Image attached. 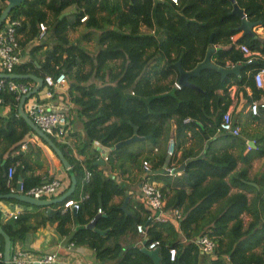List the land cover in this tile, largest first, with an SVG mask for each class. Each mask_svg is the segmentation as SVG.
Segmentation results:
<instances>
[{
    "label": "trees",
    "instance_id": "trees-1",
    "mask_svg": "<svg viewBox=\"0 0 264 264\" xmlns=\"http://www.w3.org/2000/svg\"><path fill=\"white\" fill-rule=\"evenodd\" d=\"M234 3L247 21L264 30V0ZM231 9L229 0H24L9 11L6 19H19L15 28L19 55L34 41L29 60H22L13 72L41 79L64 74L65 96L83 131L75 144L80 160L68 144L49 136L72 167L76 185L68 199L77 201L78 209L70 214L62 210L63 202L57 203L48 220L55 222L57 233L68 236L71 244L92 249L98 262L154 264L141 251V242L147 248L158 241L159 264H264V175L250 178L246 173L247 163L264 155V129L250 134L233 122L239 127L238 136L217 132L221 114L231 102L230 86L242 94L249 89L247 105L261 102L264 91L252 79L254 73L264 71V36L242 34L232 40L240 18ZM39 23L45 26L42 36ZM76 28L80 34L71 40L68 34ZM92 40L95 49L91 52L82 43ZM239 44L258 56L247 62ZM209 48H213L212 65H240L238 74L221 79L216 69L204 68L188 78L196 88L176 87L175 63L179 61L184 71H190ZM16 81L32 84L31 80ZM0 104L9 106L8 113L0 116V195H5L9 187L15 188L18 176L24 191L52 177L33 173L30 154L38 165L37 146L28 143L29 154L20 150L22 139L33 132L18 116L14 94L0 90ZM133 128L140 140L114 148L133 135ZM188 139L196 151L184 148ZM169 140L173 151L166 166L183 164L179 176L153 173L164 165ZM94 143L107 149L104 167L95 163ZM142 161L149 166L148 179L161 183L163 208L179 210L176 228L150 219L143 200L132 194L124 210L120 208L129 187L105 172L139 171ZM238 161L245 166L236 169ZM8 166L14 170L7 184ZM114 196L120 197L119 202L112 201ZM0 201L17 202L12 198ZM29 216L26 210L15 218H3L0 213V227L10 239V256L12 245L35 229L28 223ZM92 220L103 234L84 227ZM71 222L76 228L69 227ZM137 224L143 228L141 233ZM200 236L214 242V259L199 252L194 240ZM170 248L175 250L173 260L168 258Z\"/></svg>",
    "mask_w": 264,
    "mask_h": 264
},
{
    "label": "crops",
    "instance_id": "crops-1",
    "mask_svg": "<svg viewBox=\"0 0 264 264\" xmlns=\"http://www.w3.org/2000/svg\"><path fill=\"white\" fill-rule=\"evenodd\" d=\"M4 5L5 3L0 0V7ZM71 11H72V8L70 10L69 9L66 10L63 15H67ZM80 31H81L80 28H76L73 31H70L68 35L69 38L71 40H75L79 36ZM251 31L255 35L264 36V30H262V28L257 24L255 26H252ZM72 33H74V36L71 35ZM242 34H243L242 31L237 30L232 40L238 39ZM33 43L34 41H31L29 44H27L22 49V55H20V61L27 60V59L29 60V50L32 47ZM82 45H84L85 48L89 50L88 49L89 47L86 45V43H82ZM254 53H255L254 56H258L257 52H254ZM26 84H28L32 88L35 83L32 82V84L31 83L30 84L26 83ZM47 91H48L47 88L45 86H42L36 92V94H34L31 98L36 100L37 102L44 103V104L51 105V106H56V107H61V106L65 107L64 103L68 104V126H67L68 134L66 137V144H68V146L70 147L71 154L76 159L80 160L81 156L76 154L75 144H77L79 140L82 138L83 131L81 128V124L79 120L77 119L75 112L73 111L72 103L65 96L67 93V83L60 90H53L50 96L47 94ZM227 92H228L231 102L227 106L226 111L230 113L232 121L234 123H238V126L240 127V129L243 128L244 130L248 131L250 134L255 133L253 131L260 132L262 129H264V109H259L256 115L250 114V112L247 109L246 96H250L249 89L245 88L244 90L245 94H242L241 91L237 93V89L235 86H230ZM261 100L264 101V91H263V94L261 95ZM8 111H9V106H4L0 104V116H5L8 113ZM173 130H174V125L170 124V132L173 133ZM54 139L58 141L56 138ZM22 142H23L24 147H20V150L26 151L28 154L31 152V149H32V148H26L28 143L31 145H35L39 148L38 160L40 162L38 165L35 164L33 155L30 154L31 160L29 162L34 167L33 173L37 175H41L42 177L50 176V177H56L60 179L61 181L60 191L63 192L64 190H66V188L69 185L68 174L66 170L62 168L60 161L58 160L56 155L46 146V144L42 140L38 139L34 134L25 136L22 139ZM204 142H202L203 147L205 144ZM246 143L249 145V147L254 146L252 140L250 139H247ZM167 145H168V142L165 145L166 151H167ZM162 146L163 144L160 145V148ZM189 147H191L192 151H196L197 146L190 139H188L187 143L184 144V148L186 150H188ZM93 149L97 151V154H98L97 160L102 161V163H97V164L100 167H104L102 166L103 157L105 156L107 149L104 147H101L97 143L93 144ZM179 153L180 152H177V155H176L177 158L179 156ZM166 156H168L167 152H166ZM168 160H169V156H168ZM241 161L237 162L236 169L245 166V164ZM167 162L164 160L165 169L168 168V166H166ZM185 162L186 160L183 163ZM173 164H175V161L171 162L170 166ZM247 164L248 165L246 166L247 167L246 173L248 177L252 178L256 175H264V155L260 157L252 158ZM178 166L180 165H176V167ZM181 166L183 169V164ZM182 169L179 172H176L175 174H169V175L179 176ZM144 172H145V169L143 167H140L139 171L132 169L130 170L129 173L126 172V173L119 174L117 171L114 170V171H106L105 174L115 178L117 181H120L124 186L129 187V190L126 193L127 199H128V195L132 194V197L134 199L143 200V197L139 191V183L144 176ZM18 177L20 178V176ZM18 177H17V180H18ZM153 183L156 184L157 187L161 185L160 182L153 181ZM119 200H120L119 196H114L112 198V201L114 203L119 202ZM0 204L3 207L4 206L7 207L8 209H18V210L22 209L24 206H27L28 208L26 212L30 215L28 218V223H30L31 226L35 227L34 230L26 232L19 241H16L12 245V250H13L12 255L15 254L16 252H22L25 254L27 258L35 261L39 259L40 256L43 254H54L55 258L52 264H108L104 262L103 263L98 262L95 259V254L92 249L86 246L73 245L68 241V236H61L57 233V231L55 230V222H51L50 220H48L51 214L56 209L55 204H52L50 206H34V205H30L28 203L21 202L18 200L17 202H14V201L1 202L0 201ZM48 208L49 210H47ZM69 213L70 214L73 213L72 210H70ZM42 218L44 219V221H41ZM244 220H246V218ZM165 222H169L170 224L175 226V228L177 226V223L171 220L164 221V223ZM76 226L77 225L73 224V222H71L69 225L71 229L76 228ZM138 233H141V232H138ZM125 242L127 241L125 240ZM135 243L136 241L134 242V244ZM206 255L209 256V259L211 260L214 259V256L212 254H206Z\"/></svg>",
    "mask_w": 264,
    "mask_h": 264
},
{
    "label": "built area",
    "instance_id": "built-area-1",
    "mask_svg": "<svg viewBox=\"0 0 264 264\" xmlns=\"http://www.w3.org/2000/svg\"><path fill=\"white\" fill-rule=\"evenodd\" d=\"M175 3V0H171ZM84 17L80 19L83 21ZM19 24V19H5L4 23L0 26V72L9 74L14 73V67L19 64L20 55L19 49L16 42L15 28ZM39 36H42L45 26L43 23L38 24ZM238 50L242 53L243 57L247 62H250L255 53L251 52L245 45L239 44L237 46ZM254 85L257 88H264V71H258L252 76ZM43 80L44 86L47 88V94L50 96L53 90H60L66 85L65 76L62 73L57 74L54 77L45 76ZM175 86H177L175 84ZM31 87L26 84L12 79H2L0 78V90H6L14 94L15 99L19 100L20 96L26 93ZM65 107H56L47 105L44 103L37 102L31 97L25 100L23 104V110L27 116L33 121V123L42 130L46 135L56 138L61 143H66V137L68 134V105L64 104ZM247 109L252 115H256L259 109H264V101H251L247 105ZM217 132L230 134L232 136L239 135V127L235 125L232 121L231 115L228 111L221 114ZM21 147H24L22 144ZM173 151L172 140L168 141L167 145V155L170 156ZM105 156L103 160H105ZM142 167L145 169L144 176L139 183V191L143 197V205L149 211V218L154 221H173L176 222L180 218V212L178 209L165 210L163 208L164 201L161 197V193L156 184L149 181L146 176L149 173V166L146 161H142ZM175 168V167H174ZM173 167H168L167 171L170 172ZM13 167L8 166L5 172L7 184L10 182L13 174ZM89 174L85 172V177ZM61 181L56 177H52L50 180L43 181L39 185L32 186L27 190H23L21 184L19 186V193L23 195L30 196L35 199H51L58 196L62 191ZM17 192L15 188L9 187V193ZM0 204V213L3 218H15L20 210H27V206L22 209H6ZM69 209L76 211L78 209V202L73 199H66L63 201L62 210ZM142 226L137 224L136 230L142 232ZM199 252L204 254H211L214 242L207 238L206 236L197 237L194 240ZM158 246V241H153L148 244L147 249L153 250ZM0 251V256H1ZM175 255V250L170 248L168 250L169 260H173ZM54 254H43L37 260L29 259L22 252H16L10 257V263L12 264H52L54 262Z\"/></svg>",
    "mask_w": 264,
    "mask_h": 264
},
{
    "label": "water",
    "instance_id": "water-1",
    "mask_svg": "<svg viewBox=\"0 0 264 264\" xmlns=\"http://www.w3.org/2000/svg\"><path fill=\"white\" fill-rule=\"evenodd\" d=\"M3 1H4L5 5L0 12V26L5 21L9 11L12 8H14L15 6H17L18 4H20L21 2H23L24 0H3ZM229 1L232 3L231 13L238 15L240 18V23L237 27V30L242 31L243 34H248L251 37H254L255 34L251 31V28H252V26H255L256 23L247 21L243 15V12L241 11V9H239L237 7V5L234 3V0H229ZM212 51H213V48H209L206 51L202 61L197 63L196 66L190 71H184L180 67L179 61H177L175 63V66L177 69V76H176V82H175V84L177 85L176 87L192 86V87L196 88L191 83H189L188 78L191 76L197 75L200 72V70L204 69V68L216 69V71L220 74L221 79L227 74H238V70H239L240 65H235L231 68H222V67L217 68L214 65H212V63L210 62V54ZM0 78L12 79V80H31L32 82L35 83L32 88H30L26 93H24L20 96V98L18 100V105H17V114L25 122V124L29 127V129L33 132V134L38 139L42 140L46 144V146L56 155V157L60 161L62 168L64 170H66L68 177H69V185L66 188V190H64L61 194H59L58 196L51 198V199H35V198L30 197V196L20 194L18 192L19 186H20V178L19 177H18V180L16 183L17 192L8 193L5 195H0V199L12 198V199H16L18 201L25 202V203H28V204L34 205V206H50L52 204H57V203L63 202L72 194V192L75 188V185H76V181H75V177L73 174L72 167L67 162V160L65 159V157L62 154V152L60 151V149L51 140V138L48 135H46L42 130H40L33 123V121L27 116V114L23 110V104H24L25 100L32 97L43 86V80L40 77H37L33 74H17V73L5 74V73H1V72H0ZM135 140H140V138H138L136 136V130L133 128V135L126 140L117 142L114 145V148H118L120 146L126 145V144H128L132 141H135ZM167 160H168V156L165 157L166 162H167ZM95 163L96 164L102 163V161L97 160ZM181 169H182V166H178L176 168H173L169 172V171H167V169H165V165H163L162 168L153 171V173L154 174H175L176 172H179ZM97 200H98V205H100L101 202H100V196L99 195H98ZM126 200H127V197H125L123 203L120 206V208L122 210H124V205H125ZM47 210H49V208ZM73 212H75V211H73ZM85 228L93 229L94 231L101 233V234L104 233V231H99L96 228H94L93 220L90 221L88 224H86ZM0 236L2 238L1 260H2L3 264H10V261H9L10 260V239L7 236V234H5L2 231L1 227H0ZM141 245H142L141 251H143L146 255H148L152 259L154 264H159L157 249H153V250L147 249L144 246V241L141 242Z\"/></svg>",
    "mask_w": 264,
    "mask_h": 264
},
{
    "label": "rangeland",
    "instance_id": "rangeland-1",
    "mask_svg": "<svg viewBox=\"0 0 264 264\" xmlns=\"http://www.w3.org/2000/svg\"><path fill=\"white\" fill-rule=\"evenodd\" d=\"M69 35V34H68ZM71 35H73L74 36V33H72ZM72 37V36H71ZM73 38V37H72ZM86 45L89 47L88 49H89V51H94V49H95V44H94V41L92 40V41H90L89 43H86ZM149 181H151V182H153L152 180H149Z\"/></svg>",
    "mask_w": 264,
    "mask_h": 264
}]
</instances>
